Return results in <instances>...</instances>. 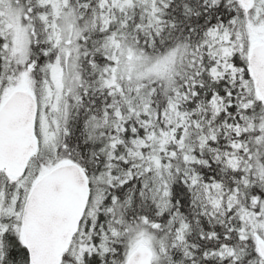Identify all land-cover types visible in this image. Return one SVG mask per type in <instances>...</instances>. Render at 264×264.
Masks as SVG:
<instances>
[{
  "label": "snow or ice",
  "instance_id": "1",
  "mask_svg": "<svg viewBox=\"0 0 264 264\" xmlns=\"http://www.w3.org/2000/svg\"><path fill=\"white\" fill-rule=\"evenodd\" d=\"M0 264H264V0H0Z\"/></svg>",
  "mask_w": 264,
  "mask_h": 264
}]
</instances>
